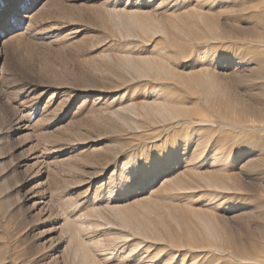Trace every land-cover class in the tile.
Returning a JSON list of instances; mask_svg holds the SVG:
<instances>
[{
    "label": "rangeland",
    "instance_id": "1",
    "mask_svg": "<svg viewBox=\"0 0 264 264\" xmlns=\"http://www.w3.org/2000/svg\"><path fill=\"white\" fill-rule=\"evenodd\" d=\"M0 264H264V0H0Z\"/></svg>",
    "mask_w": 264,
    "mask_h": 264
},
{
    "label": "snow or ice",
    "instance_id": "2",
    "mask_svg": "<svg viewBox=\"0 0 264 264\" xmlns=\"http://www.w3.org/2000/svg\"><path fill=\"white\" fill-rule=\"evenodd\" d=\"M0 43H2V41H0ZM2 60H3V57H2V56H0V62H2Z\"/></svg>",
    "mask_w": 264,
    "mask_h": 264
}]
</instances>
